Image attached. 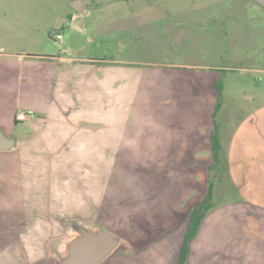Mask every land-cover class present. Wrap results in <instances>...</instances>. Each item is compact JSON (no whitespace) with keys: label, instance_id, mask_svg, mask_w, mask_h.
Wrapping results in <instances>:
<instances>
[{"label":"rangeland","instance_id":"374dc122","mask_svg":"<svg viewBox=\"0 0 264 264\" xmlns=\"http://www.w3.org/2000/svg\"><path fill=\"white\" fill-rule=\"evenodd\" d=\"M37 1L50 16L69 10L66 0ZM87 9L65 38L83 56L139 70L131 119L120 136L91 133L88 146L75 136L73 150L29 138L25 213L11 217L25 226H2L0 216V264H58L93 227L129 237L135 226H185L217 171L208 141L216 104L234 109L229 102L264 91V71L247 69L264 68L256 0H100Z\"/></svg>","mask_w":264,"mask_h":264},{"label":"crops","instance_id":"0c3cea01","mask_svg":"<svg viewBox=\"0 0 264 264\" xmlns=\"http://www.w3.org/2000/svg\"><path fill=\"white\" fill-rule=\"evenodd\" d=\"M72 1L66 0L69 10L50 16L37 0H0V133L15 140L0 148L2 226H25L20 219L11 223V217L25 213L22 184L30 174L22 151L30 149L31 136L53 141L42 146L73 150L75 136L88 146L91 133L120 136L131 119L139 70L129 61L83 56L81 43L65 38L66 28L85 25L87 6L100 3L84 0L77 11ZM224 97L221 91L220 100L228 103ZM229 103L234 109H215L210 133L221 145L210 180L211 199L217 201L190 239L185 264H264V91ZM23 111L27 119L18 120ZM189 213L185 226H135L129 237L98 226L87 236L107 234L115 244L100 264H180ZM86 237L72 239L71 254L57 263L75 264L76 243Z\"/></svg>","mask_w":264,"mask_h":264},{"label":"water","instance_id":"95a60500","mask_svg":"<svg viewBox=\"0 0 264 264\" xmlns=\"http://www.w3.org/2000/svg\"><path fill=\"white\" fill-rule=\"evenodd\" d=\"M264 5V0H256ZM72 7L77 11L84 9V0H73ZM15 140L0 133V148L14 146ZM115 244L110 242L108 235L103 234L101 238L87 236L76 243L75 264H100L114 249Z\"/></svg>","mask_w":264,"mask_h":264},{"label":"trees","instance_id":"16d2710c","mask_svg":"<svg viewBox=\"0 0 264 264\" xmlns=\"http://www.w3.org/2000/svg\"><path fill=\"white\" fill-rule=\"evenodd\" d=\"M216 87L220 95L222 89L219 87V85H217ZM219 107H220V103L217 104L216 109H218ZM211 143H212V156L214 160L213 166L215 167L220 162V148H221L220 141L215 134H213L211 137ZM211 197H212V183L209 184V189L206 197L202 201H200L197 204V206L194 207L189 213L188 228L181 250L180 264H185L186 262L188 255L189 241L196 233L201 220L203 219L207 211L210 209L211 204L209 202L211 201Z\"/></svg>","mask_w":264,"mask_h":264},{"label":"built area","instance_id":"2783aa9c","mask_svg":"<svg viewBox=\"0 0 264 264\" xmlns=\"http://www.w3.org/2000/svg\"><path fill=\"white\" fill-rule=\"evenodd\" d=\"M55 37L57 39H61L62 38V34L60 32H58V33L55 34ZM27 117H28V114L26 112H24V111L23 112H19L17 114V119L18 120H25V119H27Z\"/></svg>","mask_w":264,"mask_h":264}]
</instances>
